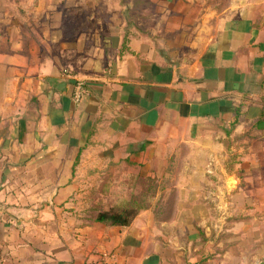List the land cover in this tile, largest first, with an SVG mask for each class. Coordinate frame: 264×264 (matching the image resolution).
<instances>
[{"label":"crops","instance_id":"0c3cea01","mask_svg":"<svg viewBox=\"0 0 264 264\" xmlns=\"http://www.w3.org/2000/svg\"><path fill=\"white\" fill-rule=\"evenodd\" d=\"M167 146L174 214L89 219L84 178L107 211ZM98 262L264 264V0H0V264Z\"/></svg>","mask_w":264,"mask_h":264},{"label":"rangeland","instance_id":"374dc122","mask_svg":"<svg viewBox=\"0 0 264 264\" xmlns=\"http://www.w3.org/2000/svg\"><path fill=\"white\" fill-rule=\"evenodd\" d=\"M263 0H203L204 10L216 11L219 14H226L233 7L237 5L248 2L258 8L259 2ZM258 10V9H257ZM156 153L160 154L161 160H156L150 164V169L155 172H159L164 176L156 177L154 179L147 178L146 175L138 177V180L129 179L128 185L135 184L132 190L129 186L122 189L120 187L116 188L114 182L120 178L121 175L125 174V170L120 166H109L108 170L111 173V177L106 179L108 185L112 184V188L108 187V191L105 194L107 196V202L111 203L118 200L117 206L129 207L136 210H143L150 205V203H160L163 200V197L167 203V207L156 210L158 218L165 219L174 214V210L171 209L172 204L176 200L178 195L174 190V186L181 184L182 185V146H167L166 148H159L156 150ZM165 154V155H162ZM170 157V160H169ZM164 158V160H162ZM134 169V168H133ZM120 180V179H118ZM126 180V179H125ZM89 184L88 194L85 196L86 204H88L89 209L87 214L90 217V220H94L97 214L101 211L100 207L102 205L101 197L99 196L98 186L101 180L97 177L84 178L82 183H80L81 188ZM98 189V190H97ZM99 191L95 193L94 191ZM113 191V192H110ZM130 193H133L132 203L127 204L126 201L130 199ZM166 193V194H164ZM131 201V200H130ZM136 201V202H135ZM151 201V202H150ZM96 208V209H95ZM160 213V215H159Z\"/></svg>","mask_w":264,"mask_h":264},{"label":"trees","instance_id":"16d2710c","mask_svg":"<svg viewBox=\"0 0 264 264\" xmlns=\"http://www.w3.org/2000/svg\"><path fill=\"white\" fill-rule=\"evenodd\" d=\"M132 179H134L135 181L138 180V178H136V179L132 178ZM133 186H135V184H133L132 187H130L131 190H132ZM131 194H133V193H130V195ZM132 197H133V195H131L130 199L128 201H126L127 204H130L133 202V200L131 199ZM117 204H118V200L111 203L112 207L109 208V210L100 211L97 214V216L95 217L96 221L106 223V224H109L111 226H121V227L129 226L140 211L136 210V209L129 208L127 206H125V207L120 206L119 207V206H117Z\"/></svg>","mask_w":264,"mask_h":264},{"label":"built area","instance_id":"2783aa9c","mask_svg":"<svg viewBox=\"0 0 264 264\" xmlns=\"http://www.w3.org/2000/svg\"><path fill=\"white\" fill-rule=\"evenodd\" d=\"M64 75L71 76V74L68 71L64 72ZM87 85L85 81L83 80H76L74 83V91H73V102L75 105H78L82 102V100L87 96ZM95 264H103L101 262L95 263Z\"/></svg>","mask_w":264,"mask_h":264}]
</instances>
